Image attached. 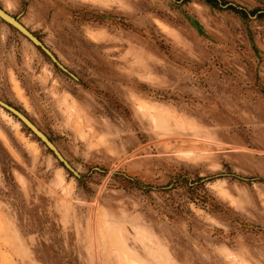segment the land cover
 I'll use <instances>...</instances> for the list:
<instances>
[{"label": "rangeland", "instance_id": "1", "mask_svg": "<svg viewBox=\"0 0 264 264\" xmlns=\"http://www.w3.org/2000/svg\"><path fill=\"white\" fill-rule=\"evenodd\" d=\"M224 1L0 0L72 75L0 19V100L73 169L0 108V264H264V0Z\"/></svg>", "mask_w": 264, "mask_h": 264}, {"label": "water", "instance_id": "2", "mask_svg": "<svg viewBox=\"0 0 264 264\" xmlns=\"http://www.w3.org/2000/svg\"><path fill=\"white\" fill-rule=\"evenodd\" d=\"M0 19L5 22L8 26L15 29L18 33H20L24 38H26L33 46L37 47L54 65H56L62 72L72 76L68 70L61 65L57 58L24 26H22L15 18L8 15L0 8ZM0 108L4 109L11 115H13L24 127H26L41 143H43L46 148L51 151L56 158V160L61 163L64 168L73 172V169L68 164V162L63 158V156L59 153L56 147L47 139V137L39 131L34 124L21 112L13 108L12 106L6 104L5 102L0 100Z\"/></svg>", "mask_w": 264, "mask_h": 264}, {"label": "trees", "instance_id": "3", "mask_svg": "<svg viewBox=\"0 0 264 264\" xmlns=\"http://www.w3.org/2000/svg\"><path fill=\"white\" fill-rule=\"evenodd\" d=\"M207 3H209V5L218 6V7H223L227 5V3L224 0H212V2H207ZM229 9L243 17H247V16L250 17L251 15L260 16L264 14V11L258 12L257 14V12L255 13L253 11H248L246 8L241 7L239 5H232L231 7H229ZM129 181L133 183L134 189H137V190L147 191L148 189L151 188L150 186L139 184L135 180L129 179ZM178 181L179 179H175V181L171 182L170 184L172 186H176ZM204 181H205L204 178H199L198 179L199 184L197 186H191L190 190L192 189L191 190L192 192L190 193V195L192 196V199H196V197H200V192L203 191Z\"/></svg>", "mask_w": 264, "mask_h": 264}]
</instances>
